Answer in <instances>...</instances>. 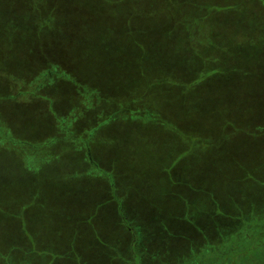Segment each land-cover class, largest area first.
<instances>
[{"label": "rangeland", "instance_id": "1", "mask_svg": "<svg viewBox=\"0 0 264 264\" xmlns=\"http://www.w3.org/2000/svg\"><path fill=\"white\" fill-rule=\"evenodd\" d=\"M131 234L264 264V0H0V249L136 264Z\"/></svg>", "mask_w": 264, "mask_h": 264}, {"label": "flooded vegetation", "instance_id": "2", "mask_svg": "<svg viewBox=\"0 0 264 264\" xmlns=\"http://www.w3.org/2000/svg\"><path fill=\"white\" fill-rule=\"evenodd\" d=\"M134 238H135V236L133 234H131V236L129 238V242L131 244V247L129 248V251H131V252L133 251L134 252L133 258L136 259V261H137L136 264H141L142 263L141 262L142 261V253L139 254L138 252H140V251L136 250L135 245H134L135 244ZM112 256L115 259V264H120L119 261H121L122 263L125 262L127 264L130 263L129 261H126L125 258H122L124 256H123V254L121 252H115V251H113L112 252ZM194 261H197V260L195 259Z\"/></svg>", "mask_w": 264, "mask_h": 264}, {"label": "trees", "instance_id": "3", "mask_svg": "<svg viewBox=\"0 0 264 264\" xmlns=\"http://www.w3.org/2000/svg\"><path fill=\"white\" fill-rule=\"evenodd\" d=\"M8 135V133H4L3 134V137H4V139H5V136H7ZM2 249H0V251L1 252H4V253H7L6 255H3L2 254V256H0V264H9V261H8V258H7V256H8V254H10L9 252H10V249H5V246H4V244H2V247H1ZM13 249V248H12ZM12 249H11V253L13 254V251H12ZM48 264V263H47Z\"/></svg>", "mask_w": 264, "mask_h": 264}]
</instances>
